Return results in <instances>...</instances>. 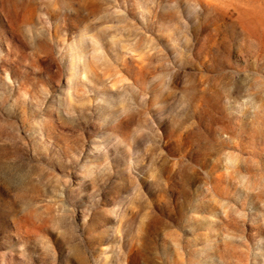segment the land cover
Instances as JSON below:
<instances>
[{"label": "rangeland", "instance_id": "374dc122", "mask_svg": "<svg viewBox=\"0 0 264 264\" xmlns=\"http://www.w3.org/2000/svg\"><path fill=\"white\" fill-rule=\"evenodd\" d=\"M0 264H264V0H0Z\"/></svg>", "mask_w": 264, "mask_h": 264}]
</instances>
